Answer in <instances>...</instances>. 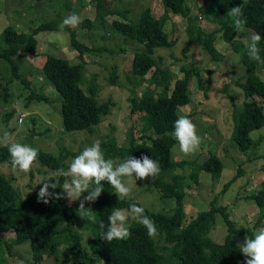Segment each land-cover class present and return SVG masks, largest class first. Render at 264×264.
<instances>
[{"label": "trees", "instance_id": "obj_1", "mask_svg": "<svg viewBox=\"0 0 264 264\" xmlns=\"http://www.w3.org/2000/svg\"><path fill=\"white\" fill-rule=\"evenodd\" d=\"M82 1V0H76ZM95 1L96 14L101 24H106L104 16L111 10L105 9L102 0ZM165 12L156 16L150 7H144L137 19H120L113 17L108 24L127 40L141 44L144 50L137 51L131 62L134 73L148 77L153 87L161 86L160 90L153 87L147 88L138 94L131 90L128 96L129 108L133 113H140L143 126L140 137L137 138L133 128H129L127 144H118L115 138L101 141V148L106 159H112L119 164L126 157L140 158L148 155L157 160L160 172L154 177L152 186L160 191L161 196L175 197L176 203L171 210H154L143 205L134 198H122L114 193V188L103 182L104 191L94 203L87 205L94 212L93 232L95 243L89 252L82 244V235L76 227L78 222L77 208L79 202L69 203L68 199H52L50 203L38 202L37 193L31 191L21 196L13 187L12 181L0 174V245H6L9 250L12 244L29 241L32 263L37 264L46 256L54 255L59 246L65 243L69 248L66 260L77 261L84 264H244L245 257L237 247L233 237L236 234L254 236V229L258 227L260 219L264 217V183L262 188L248 193L250 199L259 208V216L252 227H237L231 217L228 202H217L218 191L209 200L205 209H198L185 217V196L190 181L199 183L202 171L208 172L212 178L218 177L223 169V164L215 153L199 160L172 159V148L177 143L172 137L174 121L181 116L178 106L191 100L190 78L196 74L201 80L198 66L183 67L184 77L173 81L175 74L170 68H163L153 56L155 48H168L175 44L169 38L165 23L170 12L181 14L188 20V41L185 51L191 43L196 41L203 47L210 59H222L223 54L215 45L217 35L227 43L234 52L238 53L246 67L243 78H236L235 83L242 89L244 99L235 103L232 109L234 121L232 140L241 151H246L264 141V134L254 139L250 132L264 125V76L259 70L264 71V64L251 60L247 55L245 45L237 41L239 33L234 30L231 18L225 16L227 11L235 6L242 5L244 27L253 33L259 34L262 39L259 43L260 55L264 58V0H202L197 6V11L188 5L187 0H163ZM69 5V3H66ZM121 14L124 10L119 11ZM200 19H206L217 24L215 28L206 31L200 25ZM83 25L90 27L92 20L84 18ZM59 23L54 19L45 20L35 25L31 31L18 30L8 24L2 31L3 49L0 56L6 58L12 68V75L19 77L14 56L18 52H27L31 56L37 55L36 33L42 29L59 28ZM71 35V44L77 50L79 61L72 62L69 57L55 56L47 53L42 57L41 70L48 80L52 81L56 90L61 95L60 111L63 128L65 131L91 130L93 124H98L102 117L110 110L113 101L110 98L99 100L97 97L98 83L95 73L84 86H81L83 69L85 67L86 53H100L109 50L106 46L88 45L77 39V31L72 27H65ZM41 71V72H42ZM116 73L110 71L109 81L115 83ZM12 80V78H11ZM0 79V94L8 95L9 82ZM28 85V81L21 77ZM29 98L46 99L41 93L31 92ZM12 112H8L10 117ZM184 116L190 118L191 114ZM22 118V117H21ZM150 132V133H147ZM147 133V134H146ZM81 151H71L63 147L57 155L38 149V158L35 162L52 170L63 168L67 170L70 156L78 155ZM10 159L8 149L0 145V162ZM190 172L187 174L186 169ZM264 168V166H263ZM242 170L240 167L232 178L223 184L221 193L233 183ZM65 177H58V188L54 191L62 194ZM92 187H95L93 184ZM87 195V194H85ZM135 203L145 209L158 230L155 238L147 235V230L137 221H130L128 228L130 236L123 240H114L107 243L100 238L99 224L108 223V216L113 208L128 209ZM220 213L225 222L226 235L223 241L218 242L211 238L210 232L215 226L216 214ZM13 229L15 236L10 241L2 238V234ZM0 264H7L3 251H0Z\"/></svg>", "mask_w": 264, "mask_h": 264}, {"label": "rangeland", "instance_id": "obj_2", "mask_svg": "<svg viewBox=\"0 0 264 264\" xmlns=\"http://www.w3.org/2000/svg\"><path fill=\"white\" fill-rule=\"evenodd\" d=\"M105 9L111 10L104 16L106 24H101L94 19L95 1L93 0H0V51L3 49L2 31L8 24H12L20 31L29 32L39 22L54 19L59 24L71 13L79 16V23L72 26L77 31V39L88 45L106 46L109 50L100 53H86L85 67L83 69L81 86L85 84L95 73L98 83L97 97L99 100L110 98L113 104L98 124H93L91 130L65 131L60 111L61 95L56 90L52 81L45 77L41 70L42 57L47 53L55 56L69 57L72 62L79 61L77 50L71 44V35L68 29L47 28L39 30L35 37L37 40V55L31 56L27 52H18L14 56L19 77L12 75L10 62L0 56V79L9 82L8 95L0 94V135L9 132L13 142L28 145L36 149H42L57 155L65 147L71 151H82L94 141H106L110 137L115 138L118 144H127L129 128H133L137 138L142 133L143 120L140 113H133L129 108L128 96L131 90H136L140 95L153 85L148 77L138 75L131 70V62L137 51L144 50L141 44L124 39L120 33L114 30L108 22L113 18L137 19L144 7H150L156 16L163 15L165 5L163 0H102ZM69 3V5H66ZM193 12L202 0H187ZM124 10L121 14L119 11ZM84 18L92 20V25L87 27L82 24ZM200 25L209 31L217 26L216 23L206 19H200ZM188 20L181 14L170 12L165 23V29L169 38L176 42L168 48H155L154 58L163 68H170L176 80L184 77L183 67L198 66L201 72V80L194 74L190 78L191 100L178 106L181 116L190 113V120L196 125L197 134L201 137L199 150L191 155H185L179 151L176 143L172 148V159H204L208 153H215L223 164V169L218 177L202 171L200 182L190 181L185 196V217L190 218L198 209H205L209 200L218 191L217 202L228 204L231 217L236 226L252 227L259 216V208L248 193L260 189L264 183V141L258 147H252L241 151L231 138L234 121L231 116L235 103L241 102L245 97L242 89L235 83L236 78H243L246 67L242 63L238 53L225 43L220 35H217L215 45L223 54L222 59H210L202 46L196 41L191 43L188 51L185 47L188 41ZM253 32L244 27L237 41L243 45L244 39ZM42 71V72H41ZM110 71L116 73L115 83L109 81ZM264 76V71L259 70ZM24 77L28 85L21 80ZM160 90L161 86L153 87ZM33 90L46 96V99L29 98L28 94ZM8 112H12L10 117ZM22 117L19 121L18 118ZM150 133V132H147ZM146 133V134H147ZM264 134V125L250 132L254 139ZM70 156L66 164H70ZM118 160L116 159L117 163ZM242 170L238 178L221 193L224 183ZM54 170L34 162L28 173L13 171L10 164L0 162V174L12 181L13 187L21 196L31 191H39L45 177ZM187 174L190 169H186ZM65 179H67L65 177ZM154 178L136 180L134 177H123L122 180L131 189L128 197L139 200L143 205L154 210H171L176 203L175 197L160 195V191L152 186ZM65 181V180H64ZM54 182V181H53ZM92 187V185H90ZM115 190V189H114ZM50 191H53L50 189ZM87 193H84V195ZM77 202V201H76ZM72 202V203H76ZM121 209H125L122 208ZM127 210V209H125ZM78 216V213L77 215ZM94 212L90 217H78L76 227L82 235V244L91 252L95 243L93 232ZM134 221L129 217L127 225ZM264 227V217L260 219L258 227L253 231L254 235ZM225 222L220 213L216 214L215 226L210 232L213 240L221 242L226 235ZM15 236L13 229L2 234V238L10 241ZM247 234H236L233 237L237 244L243 242ZM0 251L6 256L7 264L32 263L29 241L12 244L7 250L6 245H0ZM69 248L62 243L54 255L46 256L37 264H84L77 261H68ZM0 255H2L0 253ZM98 264H106L98 262Z\"/></svg>", "mask_w": 264, "mask_h": 264}, {"label": "clouds", "instance_id": "obj_3", "mask_svg": "<svg viewBox=\"0 0 264 264\" xmlns=\"http://www.w3.org/2000/svg\"><path fill=\"white\" fill-rule=\"evenodd\" d=\"M231 18L232 26L237 33L244 31L245 21L243 19L242 5L230 8L226 15ZM79 23V16L76 13L67 15L59 24L63 30L65 27H72ZM262 37L252 33L244 39L248 57L260 64H264V58L260 55L259 43ZM177 142L179 151L185 155L196 153L201 145V137L197 134L196 125L186 116H179L174 121L171 133ZM0 145L8 149L9 161L13 171L19 170L28 173L38 158V149L19 142H13L9 132L0 135ZM160 172L157 160L151 159L148 155L140 158L134 156L126 157L122 162L116 164L112 159H106L99 140L94 141L90 146L75 155L67 168H60L48 174L40 184L37 193L38 202L48 204L52 199H68L69 203L78 201L77 213L82 218L90 217L94 204L104 191L103 182H107L115 189L114 193L119 199L128 197L131 189L122 180L123 177L143 180L149 177L154 178ZM66 177L62 187V194L54 190L58 188V177ZM54 181V182H53ZM95 187H90V185ZM53 190V191H50ZM87 193V195H84ZM131 217L147 230L150 238H155L157 228L155 222L145 214V209L135 203L129 205L127 210L113 208L108 216L107 226L103 222L99 224L100 238L111 243L114 240H123L130 236L127 221ZM239 251L245 257L244 264H264V227L254 236H246L243 242L237 244Z\"/></svg>", "mask_w": 264, "mask_h": 264}, {"label": "built area", "instance_id": "obj_4", "mask_svg": "<svg viewBox=\"0 0 264 264\" xmlns=\"http://www.w3.org/2000/svg\"><path fill=\"white\" fill-rule=\"evenodd\" d=\"M18 120H19V121H21V120H22V118H21V117H19V118H18Z\"/></svg>", "mask_w": 264, "mask_h": 264}]
</instances>
